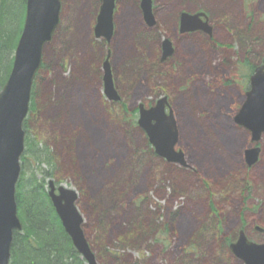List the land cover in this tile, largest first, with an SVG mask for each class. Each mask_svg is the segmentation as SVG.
Here are the masks:
<instances>
[{"label": "rangeland", "instance_id": "1", "mask_svg": "<svg viewBox=\"0 0 264 264\" xmlns=\"http://www.w3.org/2000/svg\"><path fill=\"white\" fill-rule=\"evenodd\" d=\"M121 1H117L115 30L109 45L112 50L110 60L114 82L129 111L138 108L140 104H145L146 107L154 106L164 95L169 98L179 129L176 149L185 154L186 166L168 163L162 158L147 162L149 156L141 155L137 163L143 162V166L135 175L136 182L134 181L135 184L131 186L121 209L110 218L112 229L117 225L123 232L122 226L130 220V216L132 218L135 209L143 206L150 216L157 213L169 223L170 233H158L155 238L159 243L156 240L150 247L145 245L126 250L111 247L108 249L110 254L98 259V262L185 264L186 261L187 264H216L215 257L219 251L223 260L217 264H245L233 254L224 252L218 240L211 238L205 242L203 248L197 247L194 250L192 238L202 223L213 216L214 207L219 210L217 215L220 216L216 219L214 228L222 241L231 238L230 243L235 242L239 231L246 229L254 241L264 242V231L256 228L264 230V136L258 144L261 147L260 160L250 167L246 162L245 152L252 146L251 132L236 124L234 120L249 88V77L252 73L248 64L252 62L262 64L264 0H218L215 4H212L214 0H153L157 25L152 30L145 25L140 9L134 4L135 0H129L126 3L129 9L124 11L123 8L122 12H119L118 5ZM61 3V24L72 27L69 39L74 50L73 54L72 52H69L70 55L67 54L64 65H61L58 59L55 60L53 65L55 71L51 78L56 81H61L64 76L68 78V72L63 74L66 70L88 72V78L70 84L67 89L71 103H76L80 108L71 110L72 115H67V122L72 127L74 121L79 120L77 122L79 124L74 126V132L80 137L78 140L80 143L82 141L86 143L83 137L86 133L85 127H96L104 136L102 140L97 141L96 147L91 148L89 154L87 149L76 147L75 150L76 159L81 160L80 157L83 158L84 154L88 155V158L86 157L88 165L93 162L91 167L88 166L95 170L93 176L89 173L88 183L92 190V180H103L104 184L113 181L108 178V173L115 169L116 171L123 169L121 165L130 158L134 147L146 144V134L138 125L135 130L129 121L120 126L105 109V103L109 101L103 94L102 78L106 59L104 54H107L109 49L98 50L92 45L102 0H61ZM138 3L139 7L140 1ZM220 5H227V8L224 9ZM199 7L209 17L212 34L198 32L188 36L180 35L177 31L180 12ZM148 29L157 33L156 37H159L158 42L146 51L148 57L160 62L162 58L160 48L164 38H169L174 43L176 52L164 63H159L165 76L157 79L152 77L149 71H145L136 82L129 85L124 81L126 78L122 77L121 65L127 56L136 51L133 43L140 32L139 43L147 44L155 39V35L146 31ZM240 31H243L242 38H247L246 31L249 32V37L238 41L236 35ZM48 45L45 46L44 52L47 51ZM56 55L58 53L53 56L52 52V59H56ZM137 60L138 57L129 59L124 70L127 72L131 67H137L140 62ZM246 61L247 66L243 63ZM158 86L160 90L167 91L159 98H153L152 92ZM84 94L85 97L82 99ZM48 95L52 98L54 96ZM56 105L53 100L50 106L55 108ZM42 106L41 103L40 108ZM46 110L48 108L40 112L41 116L38 113L39 119L42 120L37 124L38 128L29 127L26 132V137H30L31 142L38 144V147L33 148L34 151L42 150L43 144L54 146L56 134H62L61 128H55ZM123 112V106L116 108L115 113L119 116ZM132 113L126 116L129 119L132 117L134 120L132 123L135 125L138 113L135 116H132ZM56 146L61 148L60 145ZM76 164L80 171L86 170L83 161H77ZM25 167L26 179L33 174L37 179H42L43 172L48 170V166L39 165L33 160L27 162ZM106 175L108 179H105ZM121 175L122 173L119 174ZM232 175L242 178L250 189L246 192L236 190L223 198L217 194L218 188L223 180ZM50 180L56 185L78 191L66 174L58 179L47 178L46 184ZM174 189L177 192H174ZM209 191L211 193H208ZM79 210L85 216L82 205L79 206ZM177 212V219L173 221L171 214ZM213 233V224L208 221L202 226L197 238L201 241Z\"/></svg>", "mask_w": 264, "mask_h": 264}, {"label": "trees", "instance_id": "2", "mask_svg": "<svg viewBox=\"0 0 264 264\" xmlns=\"http://www.w3.org/2000/svg\"><path fill=\"white\" fill-rule=\"evenodd\" d=\"M128 1L129 0H122L119 2V12H122L123 8L124 11L129 9L126 4ZM139 1L140 0H135L134 2L137 8H139ZM26 7L27 0H0V91L7 82L13 67L14 53L22 34ZM198 9L203 10L201 7ZM71 29L72 27L70 25L66 26V24L62 23L52 44L48 46L47 51H45L43 64L37 74L32 92L29 116L24 123L26 132L29 127L30 129L31 127L38 128L37 124L40 123L39 121H42L39 119V114L41 116L40 112L48 108V110H46L47 114L52 118L51 121L55 124V128H61L62 134H56L54 146L50 147L48 144H43L42 150L36 149L35 151L33 148L38 147V144L31 142L30 137H26L27 149H25L24 155L22 156V173L16 193L18 215L21 219L23 230L22 232L15 233L11 264H86L76 251L70 237L66 233L46 189L47 178L58 179V177L64 174L70 177L73 184L78 189L80 194L78 205L80 207L82 205L87 219L84 230L88 238L93 237L91 245L98 259L105 257V255H109L110 251H108V249L111 247L122 250L135 249V247L141 248L145 245L150 247L151 243L156 242L157 238H155V236L158 235V233H170V224L165 222L157 213H155V216H150V214H148L149 212H145L143 206H138L137 209H135L132 218L130 216V220L122 226L123 232L120 231L117 225L112 229V224L110 223L111 216L121 209L125 197L131 190V186L136 182L135 175L139 172V168L143 166V162L137 163V160L139 159L140 161L141 155L149 156V159L146 160L147 162L158 159L147 137L146 144L142 146L137 145L138 147L135 146L130 158L123 161L121 165L123 169L117 171L115 169L111 173H108V178L113 179L111 183L104 184L103 180H92V190L90 183H88L90 178L89 173L93 176L95 170L88 168V166L91 167L93 162L88 165L86 162V157L88 158V155L84 156L83 153V158L80 157L81 160L75 158V154L77 153L75 151L76 147L87 149L89 154L91 153V148L93 149L94 146L96 147L97 141L100 139L102 140L104 136L96 127H85L84 132L86 133H84L85 135L83 134V137L87 144L83 141L80 143L78 141L80 137L74 132V126L79 124L77 123L79 120L77 119L78 121H74L72 127L70 123L68 124L67 122V115H72L71 110H80L76 103H71V96L67 93V89L70 84L79 80L82 81L83 78H88V72L83 70L84 74L82 70L78 73L77 71L66 70L63 74L68 72V78L64 76L61 81H56L51 78L52 73L55 71V68H53L55 60L58 59L61 61L60 64L64 65L63 62L67 54L70 55L71 52L73 54V43L71 44L69 39ZM247 29L250 31V27ZM146 31L155 35V39L147 44L139 43L138 37L140 34L137 35V40L135 39L133 43L136 51L133 52L132 55L127 56L121 65L122 77L126 78V80H122L129 85H132L134 81L136 82L145 71H149L151 76L157 79L166 75L161 71L162 65L159 64L157 59H152L147 56L146 51L158 42L159 37H156L157 33L149 29ZM236 31L237 30H235V32ZM248 31H246L247 34L245 35L247 38L249 37ZM242 34L243 31H240L237 35L235 33L238 41L247 39L242 38ZM92 45L93 48L98 50L110 49L104 41H96L93 39ZM52 52L53 56L58 53L56 59L53 58L54 60L52 59ZM106 56L107 54H104V59ZM137 57L138 60H140L139 65L137 67H131V69L126 72L124 70L125 65H128L126 62L129 59L131 60ZM262 59H264V55ZM243 63L247 66V61ZM252 63L248 64L249 71H251L250 73H253L257 66L256 63ZM129 72L135 76L133 77ZM118 79H120V77ZM48 85L49 88H47ZM159 88L160 86L154 88L152 92L153 98H159L162 94H165L164 91H167L166 89L160 90ZM48 94H54L53 98ZM84 97L85 94L82 96V99ZM53 100L57 103L55 108L50 106ZM123 100L124 101L119 105L105 103V109L108 115L117 120L120 126L129 121L136 130L137 124L135 123V125H133V118L131 117L129 119L126 115H130L132 112V116L137 115L138 108L129 111L124 105L125 99ZM40 102L43 104L42 108H40ZM119 106H123L124 110L120 116L118 113H115L116 108ZM70 120L73 122L72 117H70ZM108 128L111 130L110 127ZM35 136H37L36 130ZM56 145H60L61 148H58ZM32 160L39 165L48 166V170L43 172L42 179H37L35 174L31 175L28 179L25 178V174L27 173L25 165ZM77 161L84 162L83 166L86 168L84 172L80 171L77 167ZM120 173H122L121 176H119ZM124 175L127 177H124ZM104 177L106 179L107 175ZM114 177L119 179L117 180ZM222 182L217 192V194L222 195V197L236 190L247 191V184L245 181L236 175L228 176ZM174 192H177V190L174 189ZM208 193L211 192L209 191ZM212 195H215V193H212ZM143 202H145V200ZM218 212V209L212 207L213 216H210L209 219L203 222L192 238L193 248L202 247L207 241V237L201 241H199L197 237L202 226L208 221L213 224L214 229L213 235L210 236L211 239L216 240L221 237L216 233V228H214L216 219L220 218V216L217 215ZM171 215V219L173 220L174 214L172 213ZM230 241L231 238L225 239V242H223L225 248H228V243H230ZM157 242L159 243V240H157ZM99 264H103V262H99ZM185 264H187L186 261Z\"/></svg>", "mask_w": 264, "mask_h": 264}, {"label": "water", "instance_id": "3", "mask_svg": "<svg viewBox=\"0 0 264 264\" xmlns=\"http://www.w3.org/2000/svg\"><path fill=\"white\" fill-rule=\"evenodd\" d=\"M115 7L116 0H102L94 29L97 39L104 38L111 42L114 35ZM140 7L146 24L150 28L155 27L157 22L153 13V0H141ZM61 10V0H27L25 24L15 51L13 68L0 92V264H10L14 234L23 229L16 201L21 157L25 150L26 133L23 125L29 113L36 74L42 65L43 51L52 41L60 24ZM195 31L212 34L206 14L183 13L180 32L184 34ZM173 54L172 43L168 39L164 40L162 61H166ZM109 57L103 67L104 95L109 101L119 102L121 97L115 87ZM235 122L251 132L252 143L261 141L264 136V61L250 78V89ZM138 125L146 132L159 157L169 163L186 166L185 154L176 150L179 129L168 97L160 98L149 109L140 104ZM260 152L259 147L245 152L249 166L258 162ZM49 197L78 253L87 264H97L82 227L84 217L76 206L78 193L65 186L57 188L50 181ZM230 249L245 264H264V244L249 241L244 231L240 232L238 241L231 244Z\"/></svg>", "mask_w": 264, "mask_h": 264}, {"label": "bare ground", "instance_id": "4", "mask_svg": "<svg viewBox=\"0 0 264 264\" xmlns=\"http://www.w3.org/2000/svg\"><path fill=\"white\" fill-rule=\"evenodd\" d=\"M218 0H214V1H212V4H215L216 2H217ZM221 3V2H220ZM221 6V5H220ZM221 7H223L224 9H226L227 8V5H223V6H221ZM140 34H141V32H140ZM139 38V37H138ZM139 40V39H138ZM96 184V183H95ZM224 198V197H223ZM178 216V212L177 213H174V217H173V221L175 220V219H177L176 217ZM85 218V217H84ZM85 220H86V222H87V219L85 218ZM83 227V226H82ZM216 240H218V243H220V240H221V237H219V238H217ZM215 240V241H216ZM223 260V257H221V256H216L215 257V261H216V264L217 263H221V261Z\"/></svg>", "mask_w": 264, "mask_h": 264}, {"label": "flooded vegetation", "instance_id": "5", "mask_svg": "<svg viewBox=\"0 0 264 264\" xmlns=\"http://www.w3.org/2000/svg\"><path fill=\"white\" fill-rule=\"evenodd\" d=\"M196 11H198V10H194V11H190V12H192V13H196ZM247 184V190L248 189H250V186L248 185V183H246ZM257 228V230H260V231H264L262 228H260V227H256ZM246 232H247V230H246ZM249 233H247V236L249 237V235H248ZM249 240L250 241H254L251 237H249Z\"/></svg>", "mask_w": 264, "mask_h": 264}]
</instances>
